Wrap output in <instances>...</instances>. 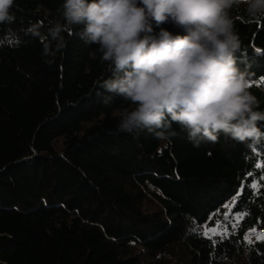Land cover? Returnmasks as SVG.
<instances>
[{
  "label": "trees",
  "instance_id": "obj_1",
  "mask_svg": "<svg viewBox=\"0 0 264 264\" xmlns=\"http://www.w3.org/2000/svg\"><path fill=\"white\" fill-rule=\"evenodd\" d=\"M62 3L15 0L14 20L0 24V264H264V240L244 239L264 230V181L251 187L264 144L221 134L197 148L183 133L120 131L134 105L100 87L112 73L82 26L51 35ZM230 15L238 66L264 110V16L250 19L244 4ZM230 199L235 234L213 247L192 229Z\"/></svg>",
  "mask_w": 264,
  "mask_h": 264
},
{
  "label": "clouds",
  "instance_id": "obj_2",
  "mask_svg": "<svg viewBox=\"0 0 264 264\" xmlns=\"http://www.w3.org/2000/svg\"><path fill=\"white\" fill-rule=\"evenodd\" d=\"M14 2L0 0V24L14 20ZM241 4L250 19L264 16V0H63L64 23L51 35L82 26L79 38L98 46L112 73L100 87L134 105L120 113V131L167 140L183 133L197 148L223 134L251 147L264 144V110L250 91L251 74L238 66L241 41L230 12Z\"/></svg>",
  "mask_w": 264,
  "mask_h": 264
},
{
  "label": "snow or ice",
  "instance_id": "obj_3",
  "mask_svg": "<svg viewBox=\"0 0 264 264\" xmlns=\"http://www.w3.org/2000/svg\"><path fill=\"white\" fill-rule=\"evenodd\" d=\"M3 41H0V43H2ZM256 54L258 55H264V53H261V50L257 49L256 50ZM262 80H264V77L261 78ZM257 168H264V164H257L256 165ZM249 176H252V173H248ZM264 181V173H262L259 176V179H254L253 183L251 184V187L253 189H255L257 191V194L259 192V188L262 186L261 182ZM243 191V187H241V192ZM235 207L234 204L232 205H225V208H232ZM229 215H231V213L229 212ZM246 215V213H245ZM228 217H225V219L227 220ZM240 218V214L237 213L236 214V219ZM192 231H198V229L194 228L192 229ZM253 234L256 235L257 240H264V232L261 233H256L255 229L251 230ZM204 237L210 239L212 241V245L213 247H215V245L217 244V240L213 239V236H219L220 237V241L222 242L224 239H227L228 236L230 235H234V232H228L227 227L226 226H222V225H217L216 227H212V228H208L207 224L204 226V231L202 233ZM245 241H247V243L250 245L252 244V239H251V235H245L244 237Z\"/></svg>",
  "mask_w": 264,
  "mask_h": 264
},
{
  "label": "rangeland",
  "instance_id": "obj_4",
  "mask_svg": "<svg viewBox=\"0 0 264 264\" xmlns=\"http://www.w3.org/2000/svg\"><path fill=\"white\" fill-rule=\"evenodd\" d=\"M262 86H264V81H262L260 83ZM233 199H230L228 202L225 203V205H232ZM224 205V209L223 211L220 213V215L216 216V215H212L210 216V219H212V223H204L202 225L199 226H194V228L198 229L197 232L202 233L204 231V226L207 224L208 228H212V227H216L217 225H222V226H226L228 232H230L234 226L236 225L238 219H236V214L231 212V208H225ZM229 212L231 213V215H229ZM225 217H228L227 220L225 219ZM214 237V236H213Z\"/></svg>",
  "mask_w": 264,
  "mask_h": 264
},
{
  "label": "built area",
  "instance_id": "obj_5",
  "mask_svg": "<svg viewBox=\"0 0 264 264\" xmlns=\"http://www.w3.org/2000/svg\"><path fill=\"white\" fill-rule=\"evenodd\" d=\"M255 232H256V233H261V232H264V230H262V229H258V230H255ZM247 235H251V238H255V237H256V235L253 234L252 232L247 233Z\"/></svg>",
  "mask_w": 264,
  "mask_h": 264
}]
</instances>
